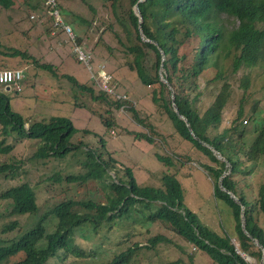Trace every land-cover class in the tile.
Returning <instances> with one entry per match:
<instances>
[{
	"label": "trees",
	"instance_id": "trees-1",
	"mask_svg": "<svg viewBox=\"0 0 264 264\" xmlns=\"http://www.w3.org/2000/svg\"><path fill=\"white\" fill-rule=\"evenodd\" d=\"M109 1L120 28V33H116L119 42L123 43L124 37L128 41L134 39L130 46L124 44L128 49L127 53L134 55L133 71L138 74L144 85L156 87L152 91V103L157 106V111L169 118L176 136L215 164L202 166L213 178L215 197L232 210L236 238L233 240L229 233L220 235L200 221L186 206L184 189L176 175L164 176L162 188L140 186L132 168L120 164L111 154L107 160L105 154L101 153V148L99 150L88 146L82 141L79 144L73 142V138L81 134L80 132L85 136L91 134L89 130L77 128L71 118L64 116H53L48 121H29L21 113L12 110L10 99L6 95L7 88L2 87L0 125L3 135L16 134L21 139L40 141L41 145L34 157L45 160L55 158L62 162V167L68 158L77 157L79 152H82L85 158L79 165L83 166L85 172L68 176L66 180L81 184L97 181L106 189L103 202L93 199L78 201L73 197L61 201L28 230L17 221L2 226L0 262L22 252L25 258L15 264H52L56 261L50 260L61 255L66 258L62 260L60 257L64 261L62 264L76 263L89 256L76 243L77 231L88 227L89 231L97 234L106 224L115 220H129L134 217L136 219L137 207L142 206L149 210V222L167 223L187 243L195 245L199 251L208 255L214 264H255L249 263L244 254L260 264L263 251L255 244L254 239L264 247V178L257 181L255 173L264 172V118L261 112H254L248 120L244 119L243 96L236 118L229 127H223L222 124L224 112L232 99L230 82L243 72L239 87L247 91L252 85V71L249 70L264 65V0H144L140 3V0H131L129 12L125 10L128 6L127 0ZM56 2L62 17L74 28L77 44L87 51L88 55H93V51L87 50L84 44L86 30L88 26H93L92 22L81 16L70 22L67 20L70 12L65 10L58 0ZM137 4L143 16L142 23L133 9ZM14 5L15 0H0V8L5 10H11ZM28 6L38 12V6ZM46 10L49 12L50 9L46 7ZM91 10L96 12L92 6ZM230 18L233 19L232 23L229 22ZM52 21L53 18L49 15L48 22ZM36 25L44 27L45 23L38 19ZM73 25L80 30L85 29L84 34L77 32ZM141 26L145 38L151 42L143 40ZM109 28L116 30L113 25ZM3 47L6 48L5 51L1 50ZM160 48L165 54L164 61ZM0 54L12 58L21 57L24 60L31 59L37 69L55 74L51 63H40L35 57L18 48L0 43ZM75 57L77 59V56ZM147 58L153 59V74L147 67ZM77 61L80 62L78 59ZM162 66L175 92L179 112L188 120L190 126L174 110L171 90L168 84L160 79ZM24 73L26 81V77L30 76L26 71ZM64 77L72 83L73 90L76 89L74 95L78 92H89L94 100L106 99L109 104L118 108L125 105L116 96L104 91L96 96L94 88L80 83L73 75L66 74ZM112 77L115 83L116 78L114 79L113 75ZM201 80L206 81L203 83ZM130 111L134 120L148 130L142 136L148 142H154L153 127L140 116L135 107H131ZM28 121L30 123L27 128ZM249 122L253 123L252 128L250 125L246 126ZM103 124L107 129H112L113 122L109 119ZM203 143L212 146L230 163L231 172L224 177L223 187L232 192L240 203L235 202L219 186L220 178L228 172L227 162L218 159L212 149ZM2 145L0 144V151L14 149L12 145ZM104 146L105 142L101 141V147ZM158 157L167 165H174L172 158L161 155ZM18 168L15 161L2 164L0 176L13 177ZM112 170L115 171L116 178L111 175ZM121 170L124 177L119 175ZM107 189L109 193L106 192ZM1 198L12 204V214L35 216L40 211L37 193L28 183L11 187ZM242 206L246 229L254 239L243 230ZM80 209L87 212H81ZM2 217L3 213L0 211V220ZM164 242L168 243L169 240L164 236H157L150 239L146 245L135 243L103 264H131L141 250L152 252L158 244ZM165 264L183 263L178 260Z\"/></svg>",
	"mask_w": 264,
	"mask_h": 264
},
{
	"label": "rangeland",
	"instance_id": "rangeland-1",
	"mask_svg": "<svg viewBox=\"0 0 264 264\" xmlns=\"http://www.w3.org/2000/svg\"><path fill=\"white\" fill-rule=\"evenodd\" d=\"M130 1L127 0L128 6L125 9L128 12L131 8ZM58 2L70 12L67 17L70 22H73L77 16L92 22L93 26H88L86 30L84 44L87 50L93 51V55H89L88 63L80 60V53L74 48L75 45L71 41L69 43L61 32L54 30L53 21L48 22L50 14L46 10L45 0H15L11 10L0 8V43L27 52L40 63H51L56 74L37 69L31 59L24 60L21 57L12 58L0 54V69H22L30 76L23 81L20 94L12 89L6 90L12 110L21 113L29 121L40 119L48 121L53 116L71 118L77 128L91 132L88 136L80 132L81 134L73 138L74 143L79 144L82 141L88 146L99 150L101 148V153L105 154L107 160L111 154L117 162L132 168L140 186L162 188L164 176L176 175L184 189L186 206L213 231L220 235L229 233L235 240L232 210L215 197L213 178L202 166L215 164L206 155L195 151L190 144L176 136L175 128L169 118L157 111V106L152 103V91L156 87L155 85L148 87L141 82L138 74L133 71L134 55L128 54V49L124 45L130 46L134 39L128 41L124 37L122 43L117 38L116 33H120V28L111 11V1L58 0ZM28 4L38 6V12L31 10ZM91 6L96 12H92ZM133 9L135 10V6ZM38 19L43 20L44 27L36 25ZM229 22L232 23L233 19L230 18ZM110 25L116 30H111ZM75 28L77 32L84 34L85 29ZM1 50L5 51L6 48L3 47ZM147 60V67L153 74L151 70L153 59L147 58ZM103 71L107 77L110 74L114 79L116 78L114 84L118 85L119 90L114 91L116 95L113 96L118 98L120 91L129 96L130 108L135 107L140 116L153 127L154 142L150 143L142 136L148 130L134 120L130 108L124 110L123 105L118 108L109 104L106 99L94 100L89 92H78L74 95L76 89L73 90L72 83L64 77L66 74L75 76L80 83L94 88L97 96L103 89L96 81L99 82L98 75L100 77ZM250 71H252V85L249 90L244 91L239 87V79L243 72L230 82L232 99L224 112L223 127H229L236 118L243 96L244 119L248 120L250 114L254 112H261L264 118V65ZM204 81L206 80H201L203 83ZM255 106L257 109L254 110ZM107 119L113 122L111 130L103 124ZM29 121L26 123L27 128ZM249 125L250 128L253 127V123L249 122L246 126ZM101 141L106 144L104 148L101 147ZM0 144H3L2 147L12 145L14 148L12 151H0V165L15 161L19 167L13 177L0 176V211L3 213L0 228L17 221L28 230L39 221L41 216L69 197L78 201H88V199L105 201L106 187L100 184L101 182L87 181L81 184L66 180L68 176L85 172L83 166L79 165L85 158L82 152H79L77 157L68 158L62 167V162L55 158L45 160L34 157L41 145L40 141L21 139L16 134L5 136L2 134L1 125ZM158 155L172 158L174 165H167ZM180 158L182 159L178 161ZM117 169L119 170L120 167L118 166ZM111 175L116 178L114 170L111 171ZM119 175L125 176L122 170ZM255 176L257 181H262L264 172L256 171ZM23 183L30 184L37 193L40 211L35 216L12 214V204L1 198L8 189ZM106 192L109 193V190L107 189ZM137 208L136 219L134 217L129 220H115L106 224L97 234L89 231L88 227L77 231L76 243L89 256L72 264H103L133 244L146 245L150 239L157 236H164L169 242L158 244L152 252L141 250L131 264H165L178 260L183 264H214L208 255L199 251L195 245L187 243L167 223L161 221L151 223L147 220L149 210L142 206ZM80 211L87 212L85 209ZM243 256L249 263L257 264V261L250 256L246 254ZM60 257L62 260L66 259L64 255ZM60 257L53 258L50 262L56 261L52 264H62L64 261ZM24 258L25 254L21 252L0 264H15Z\"/></svg>",
	"mask_w": 264,
	"mask_h": 264
},
{
	"label": "built area",
	"instance_id": "built-area-1",
	"mask_svg": "<svg viewBox=\"0 0 264 264\" xmlns=\"http://www.w3.org/2000/svg\"><path fill=\"white\" fill-rule=\"evenodd\" d=\"M45 3L46 6L50 9L49 14L53 18V25L55 31H59L64 36H66L68 42L70 43L71 41L75 45L74 48H77V51H79L80 54H78L80 60L88 63V57L90 56L82 47L77 44L76 33L74 31V28L72 27V25L67 23L66 20L62 17L60 9L57 7L56 0H45ZM104 73L105 72L103 71L100 74L101 79L98 75L99 82L95 80L97 85L99 87L101 86L105 93H111V95H116L114 91L118 90V88L117 85H115L113 82V77L110 74L107 77ZM24 80L25 73L22 69H0V89L5 86H10L13 91L21 92L23 89L22 83ZM118 93V99L123 101V103L125 104L123 106V109L125 110L128 107V104H126V102H130L129 97H127L126 94L122 92Z\"/></svg>",
	"mask_w": 264,
	"mask_h": 264
},
{
	"label": "water",
	"instance_id": "water-1",
	"mask_svg": "<svg viewBox=\"0 0 264 264\" xmlns=\"http://www.w3.org/2000/svg\"><path fill=\"white\" fill-rule=\"evenodd\" d=\"M142 1H144V0H140L139 3L142 2ZM135 13L139 16V18H140V23H142L143 16H142V13H141V11H140L139 4H137V5L135 6ZM140 32H141V34H142V38H143V40H144L145 42H151V40L145 38V36H144V34H143L142 26L140 27ZM160 50H161V48H160ZM161 52H162L163 61H164V60H165V54H164V52H163L162 50H161ZM164 72H165V71H164V67L162 66L161 69H160V73H159V74H160V79H161L164 83L168 84V86H169V88H170V90H171V93H172V94H171V97H172V101H173V107H174V110H175V112L179 115V117H180L182 120H184V121L187 123L188 126H190L188 120H187L183 115H181L180 112H179L178 106H177V104H176V102H175V92H174L172 86L169 84V82H168V80H167L166 75L164 74ZM6 88H7V90H10V89H11L10 86H7ZM192 134L195 136V134H194L193 131H192ZM195 137H196V136H195ZM203 144L206 145V146H208L209 148H211L212 151L214 152V154L216 155V157H217L218 159L227 162V160H226V159H225V158H224L219 152H217L212 146L208 145L207 143H203ZM227 168H228V172L224 173L223 176L220 178L219 186H220L223 190H225V191L231 196V198H233V200H234L235 202L240 203V200H239V199H238V198H237L232 192L226 190V189L223 187V179H224V177L227 176V175L231 172V165H230V163H228V162H227ZM241 217H242V227H243L244 232H245L247 235H249L250 237H252V236L249 234V232L247 231V229H246V218H245L244 206H242ZM252 238H253V237H252ZM253 239H254V238H253ZM254 242H255V244H256L259 248H261L262 251H263V259H262V261H261V264H264V247H263L262 245H260V243L258 242V240L254 239Z\"/></svg>",
	"mask_w": 264,
	"mask_h": 264
},
{
	"label": "crops",
	"instance_id": "crops-1",
	"mask_svg": "<svg viewBox=\"0 0 264 264\" xmlns=\"http://www.w3.org/2000/svg\"><path fill=\"white\" fill-rule=\"evenodd\" d=\"M127 108H130V105H129V104H128V107H127ZM127 108H126V109H127Z\"/></svg>",
	"mask_w": 264,
	"mask_h": 264
},
{
	"label": "clouds",
	"instance_id": "clouds-1",
	"mask_svg": "<svg viewBox=\"0 0 264 264\" xmlns=\"http://www.w3.org/2000/svg\"><path fill=\"white\" fill-rule=\"evenodd\" d=\"M11 90V89H10Z\"/></svg>",
	"mask_w": 264,
	"mask_h": 264
}]
</instances>
